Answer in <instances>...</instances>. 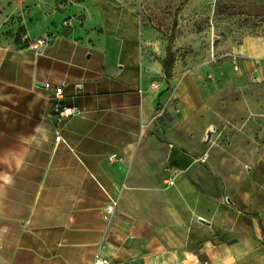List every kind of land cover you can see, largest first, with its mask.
Wrapping results in <instances>:
<instances>
[{"label":"crops","instance_id":"crops-1","mask_svg":"<svg viewBox=\"0 0 264 264\" xmlns=\"http://www.w3.org/2000/svg\"><path fill=\"white\" fill-rule=\"evenodd\" d=\"M89 21L35 71L81 110L59 123L51 105L61 141L42 126L40 146L20 144L0 127V241L19 228V248L39 247L43 264H93L98 253L112 264H264V37L238 45L234 64L181 80L176 67L168 79L151 29L126 60L124 42ZM97 34L108 47L99 68L90 64ZM85 38L78 69L61 48ZM134 66L133 82L124 74ZM114 153L122 161L110 162ZM25 234L33 245H21Z\"/></svg>","mask_w":264,"mask_h":264},{"label":"rangeland","instance_id":"rangeland-1","mask_svg":"<svg viewBox=\"0 0 264 264\" xmlns=\"http://www.w3.org/2000/svg\"><path fill=\"white\" fill-rule=\"evenodd\" d=\"M88 17V26L105 27L113 38L124 42L126 60H133L145 48L144 29H151L158 38L157 43L153 39V48L166 52L177 18L171 42L172 77L178 67L180 80L212 63L234 64L232 53L238 45L248 37H264V5L257 0H0V127L18 143L40 146L45 138L40 135L42 126L49 142L56 141L57 124L51 122L50 112L57 88L44 89L45 78H36L35 71L42 59L49 61L46 55L56 44L74 32L79 33L76 40H81ZM91 37L90 64L99 68L108 50L107 40L98 34ZM38 40L46 41L45 46L34 48ZM69 43L73 42L60 44L61 53L73 55L75 67L84 69L82 56L89 40L77 46ZM125 77L134 82L138 68L128 67ZM2 234L0 255L9 257L18 251V264H43L36 255L41 253L39 247L31 246L37 253L19 248L24 235L19 228ZM33 242L25 234L21 245Z\"/></svg>","mask_w":264,"mask_h":264},{"label":"built area","instance_id":"built-area-1","mask_svg":"<svg viewBox=\"0 0 264 264\" xmlns=\"http://www.w3.org/2000/svg\"><path fill=\"white\" fill-rule=\"evenodd\" d=\"M46 41L44 40H38L34 44V48H42L45 46ZM236 70L238 68L236 67ZM65 92L62 88L56 89L54 91V96H53V110H54V115L57 118V121L60 123L65 119L72 118L78 114L81 113V110L78 107L75 106H66L65 103ZM62 136L60 134L57 135L56 141H61ZM109 161L113 163H117L122 161V157L118 153H114L109 157ZM167 186L171 187L175 185V180L174 179H169L166 181ZM109 204L107 206V211L109 214H113L117 207H118V200L114 199L112 197H109ZM93 264H112L109 259H107L102 253H98L94 259ZM204 264H209V262H205Z\"/></svg>","mask_w":264,"mask_h":264},{"label":"trees","instance_id":"trees-1","mask_svg":"<svg viewBox=\"0 0 264 264\" xmlns=\"http://www.w3.org/2000/svg\"><path fill=\"white\" fill-rule=\"evenodd\" d=\"M187 1L188 0H186V2ZM180 10H181V7L179 9H177V13H179ZM177 27H178V20L176 18L175 21H174L173 33L170 36V42H169V44L167 46V50H166L167 57H166V59H165V61L163 63L164 73H165V75H166V77L168 79H170L172 77L173 54H172V51H171V48H172L171 47V42H172V40L174 38L175 30L177 29Z\"/></svg>","mask_w":264,"mask_h":264}]
</instances>
